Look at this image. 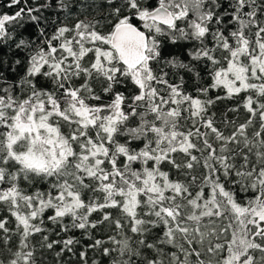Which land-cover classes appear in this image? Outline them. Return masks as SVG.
I'll list each match as a JSON object with an SVG mask.
<instances>
[{"label":"snow or ice","instance_id":"1","mask_svg":"<svg viewBox=\"0 0 264 264\" xmlns=\"http://www.w3.org/2000/svg\"><path fill=\"white\" fill-rule=\"evenodd\" d=\"M17 5L0 264H264V0Z\"/></svg>","mask_w":264,"mask_h":264},{"label":"trees","instance_id":"2","mask_svg":"<svg viewBox=\"0 0 264 264\" xmlns=\"http://www.w3.org/2000/svg\"><path fill=\"white\" fill-rule=\"evenodd\" d=\"M32 0H29V4H31ZM9 3V0H0V14L2 13H8V14H12L14 13L20 6L22 5H17L15 7L9 8L7 7V4ZM223 103H229L227 101L223 102ZM221 107H223V104L221 105Z\"/></svg>","mask_w":264,"mask_h":264}]
</instances>
